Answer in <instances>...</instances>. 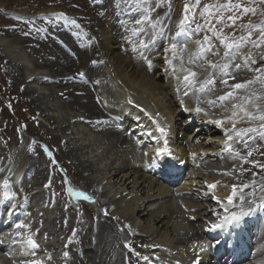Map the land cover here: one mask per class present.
I'll list each match as a JSON object with an SVG mask.
<instances>
[{"label":"bare ground","instance_id":"1","mask_svg":"<svg viewBox=\"0 0 264 264\" xmlns=\"http://www.w3.org/2000/svg\"><path fill=\"white\" fill-rule=\"evenodd\" d=\"M131 2L132 7L143 11L145 7L151 9L153 5V2L149 0L147 4L140 3L138 0H131ZM173 2L174 5H177H175L176 9L171 21L169 22L168 16L163 13L160 19L161 23H158L155 30L152 29L153 32L158 34L162 28H165V36L170 37L174 34L176 30L174 24L181 18L184 0H173ZM38 22L36 20V27L39 30V26L42 27V25ZM82 22L79 21V25L74 27L71 25L73 23L66 25L63 31L71 32L69 36L61 35L60 30H56L55 33V28L49 35L48 39L50 40H44V45L41 44V49L37 50L41 63L36 59L32 62L30 57L28 58L25 53H22V48L2 39L4 35L8 34L6 30L1 29L0 25V52L3 55L1 58L3 62L8 61V64L11 65L6 67L1 63L0 66L3 67L5 73L14 78V82L17 84L15 92L24 95L21 99L24 98L22 102L28 107H26L27 111L34 112L35 115L48 120L45 121L48 123V128L45 127V130H42L40 125H36L34 129L36 136L49 142L51 153L56 162L62 166L65 172L75 176L72 178L73 180L77 178L76 182L93 194L99 208L97 210L80 206L79 210H75L74 213L76 221L71 219L73 215L65 221V216L71 213L73 208L69 205V200L61 195L63 187L60 185L61 180L49 167V164L46 166V162L43 173L35 172L33 184L25 183L24 191L28 192L27 188L30 184L32 186L41 184L40 186L43 187V182L41 183L37 178L42 175L45 178V184L50 185L49 187L53 189L52 192L55 193L54 200L51 199L52 193L49 190H42L38 192V195L29 199L30 204H24L17 208L19 211L18 220L13 222L11 215L3 218L5 219L3 222L0 216V263L13 264L12 261H9L11 258H8L7 252L22 240L20 236L24 235L27 227L24 225L17 229L16 224L20 219L21 221L24 219L30 227L41 220L44 221V227L40 234L44 231L48 232V235L46 234L47 238L43 242L49 241L50 237L56 234L57 250L63 249L64 245L69 243V251L73 258L70 264H147L124 247L126 241H130L132 247L141 255H150V259L153 257L152 264H192L197 255L200 257V264H228L229 262L230 264H264V238L257 242V250L253 251L252 248L253 252H248L251 245L245 239L247 234H251V225L248 222L250 220L246 221L244 227L243 225L241 227L226 225L222 231H210L204 227L198 230L186 222V214L189 215L190 220H194L202 215L210 214L209 210L215 209V207H217L215 210L223 213L216 201L204 196L202 201L212 200L215 205H200L199 202L195 204V199L186 193L190 191L189 188L183 186L171 190L160 180L154 179L155 177L165 179L168 182L166 185H169L175 184V180L181 176L194 178L199 176L203 179L204 184L208 183V177L205 178L203 173L208 174L211 169L203 167L197 162L199 158L193 157L199 152L197 150L199 146L197 135L194 133L187 135L189 128L186 129L184 125L177 123L183 115L187 114L193 118L194 122H199L202 130L210 126L217 129L224 139L226 130L231 127L230 124H225L223 127L218 126L211 122L215 117L196 114L191 110L195 107L194 100L184 97L182 91H178V88L183 86L182 74L177 70V74L181 75V80H178L171 74L172 65L166 62L164 49L168 47V41L158 39L155 47L150 45L148 49H145L141 42L149 43L153 34H148L146 30H143V25H137L138 28L133 32L129 31V25L124 26L120 36L117 34L112 36L101 28L95 29L89 23L93 30L90 31L94 44L89 50L88 48L83 50L81 45H85L89 38L81 36L82 38L75 39L72 36L79 33L78 29L84 31V28L81 27L83 26ZM29 26L27 27L29 28ZM96 26L98 25L95 24ZM166 26H171L172 31L168 32ZM50 31L52 29L47 32ZM34 36H36L35 39L41 41V37L36 34ZM217 44L219 45V42ZM85 46L87 47V45ZM65 48L69 50V53H72V56L74 53L76 60L68 59L69 56L66 55ZM161 48L163 49L162 55L158 58L152 57L156 50ZM116 50L118 52H115ZM168 58H170V54ZM93 61L96 63L93 64ZM78 68L83 70L81 72L86 73L84 78L78 76V73H81ZM240 75H249L252 79L255 73L241 72ZM70 77L72 79H69ZM95 80H99L100 83H94ZM49 81H54L56 87L49 86L51 85ZM83 82H87L88 85L82 84ZM42 85L43 88H41ZM257 85H253V89L258 93L264 92V86ZM59 87V92L64 94L66 100L62 102L63 104H53L58 97L55 91ZM216 88L217 91L214 95L224 93L221 86H216ZM95 99L99 101L98 105L94 103ZM181 100H184L183 105L180 103ZM66 106L74 108L76 113L64 116L54 115L56 111L62 110ZM185 109L190 110L185 111ZM13 110L15 114L19 112L17 108ZM212 111L217 115H230L229 112H222V109L219 108L212 109ZM154 120L165 128L164 139L168 140V147L173 153L172 157L159 168L151 166V158L156 148L163 146V140L161 139L158 143L146 135L148 131H152L153 135L160 137V133L156 131V124L153 123ZM84 121L88 128L87 131L74 132L71 129L76 123H84ZM6 122L4 123L3 119L0 121V139L8 140L5 145L0 143V177L3 175L8 178L11 187L17 188L18 184L14 181V174L20 170L21 162H24V166L33 169L40 163V159L37 149L32 145L29 147L32 157L24 156L25 144H21L14 133L7 131L10 122L8 120ZM249 126L247 123L237 125L238 128ZM252 126H255V122ZM123 128H129V131L123 130ZM135 130L136 132L133 133ZM59 134L62 138L58 136ZM135 137L142 140L144 144L140 145ZM101 144H107L109 151L113 154L105 157L96 154L97 147ZM260 144L264 145V139L260 141ZM4 146L10 148L16 146V149L7 154L3 151ZM221 150H224L223 144H221ZM145 152L148 155H145ZM262 153H264L263 150L254 151L249 160L264 164V154ZM236 160L235 167L232 166L233 161L229 164L227 173L238 172L241 177H247L248 181L252 180V172L258 173L257 178L264 177V170L254 167L251 163H242L239 159ZM41 161L44 162V158ZM171 161H176L179 167H171ZM241 167L249 169V171L243 172L241 175ZM25 175L27 178L29 173ZM237 177L232 174H224V179L231 183L238 185L246 183L240 181L241 177L239 179ZM3 178H0V181ZM26 178L23 181L26 182ZM213 191L219 195L222 194L224 198L230 194L231 188L220 184ZM180 194H185L186 197L184 195L180 197ZM168 198H171L173 203L167 206ZM175 199H177V203L174 202ZM6 208V205H0V211ZM140 209L146 211L153 209V211L148 213L149 224L143 228H136L137 214ZM231 211L239 210L232 208ZM181 212H183L182 221L179 225H174L173 221ZM255 214H260V212L257 211ZM28 218L29 220H27ZM7 220L11 223L6 225ZM125 225H130V229L124 228ZM8 226H10L9 229H7ZM225 230H228L227 235H225ZM232 233H234L233 236ZM77 236L81 237V241L79 240L80 249L88 247L87 249L91 248L94 251L90 254H82V258L74 255L73 249H79L73 242ZM229 237L234 243L228 248L226 246L224 249H219L213 246L216 244L213 242L207 251H201V243L210 241L212 238H217L216 240L223 243L227 238L229 240ZM250 242L252 241L250 240ZM138 245H159V247H146L139 251ZM226 245L228 244L226 243ZM44 249H47L46 252L52 255L50 259L52 264L65 263L64 256L55 254V246L48 243ZM44 249L39 246L36 251L41 254L44 253ZM230 257L232 258L228 262L227 258ZM29 260L44 262V260L32 256Z\"/></svg>","mask_w":264,"mask_h":264},{"label":"rangeland","instance_id":"2","mask_svg":"<svg viewBox=\"0 0 264 264\" xmlns=\"http://www.w3.org/2000/svg\"><path fill=\"white\" fill-rule=\"evenodd\" d=\"M149 1L153 2V5L151 6V9H150L151 10L150 15H151V19L153 22L160 21L163 13H165V16L167 15V16L172 17V15L174 14L175 9H176L175 5H177V4L174 5L173 0H160L159 6H157L158 0H149ZM169 2L171 4V10H169ZM204 2H211V0H204ZM220 2H224V0H220ZM244 3H245V6L256 7L258 9V14L255 16H253L251 14L246 15L243 17L242 21L237 22L238 24L239 23L247 24V23H249V21H251L253 24H260V23L264 22V14H260V13H264V10H263L264 4H260L259 2H257L256 4L253 5V4H249L248 0H244ZM54 13L55 14H61L62 13L64 15L62 17H58V16L53 15ZM143 15H144L143 10L138 9L136 7H132L131 0H89V1H87V0H85V1H83V0H3V1H0V25H1V29L6 30L7 34H8V35H4L2 37V39H5L10 44L16 45L18 48H22L21 51H22V53H25V56H28V58L30 57L32 62L36 59L39 61V63H41L42 61L38 57L39 56L38 55V51H39L38 49H41L40 46L44 45V40H46V39L50 40V39H48L49 35L52 34V32L55 28L56 29L54 30V32L56 30H60L59 33L61 35L65 36V34H67V36H69L71 34V32L66 31V30L63 31V29L66 27V25L73 23V21H75V23L71 24L74 27L77 24L79 25V21L80 22L83 21L82 22L83 26H81V27L84 28V31L78 29L79 31L77 30V32H79V33H75L72 36H74L75 39L76 38L79 39L81 36H87L89 38V41L85 43V45H87V47L85 45H81L82 48L81 47H79V48H81L83 50L88 48V50H89L94 44L93 39H91V37H92L91 31H93L90 28L91 26H93L95 29H98V30H99V28H101V29L107 31L108 33H110L112 36H114L115 34L120 36L121 29L124 26L129 25V31L133 32L134 30H136L138 27H137V24L135 23V21L137 19L141 18ZM36 20L39 21L38 23H40L42 25V27L39 26V28H40L39 30L36 27ZM89 23L91 24V26ZM30 24H31V26H29ZM95 24H97L98 26L95 27ZM142 25H143V30H146L148 34L149 33L153 34L151 24H142ZM157 25H159V24H157ZM27 26H29V28ZM57 28H59V29H57ZM51 29H52V31L47 32ZM224 31H225V33H230L233 31V29L225 28ZM29 32H31V33H29ZM34 34L41 37L42 38L41 41L35 39L36 36H34ZM235 34L237 36H239L243 33L241 32V30L239 28H236ZM258 35H259V33H255L253 35L252 39H256V37ZM75 36H78V37H75ZM57 37H58V35H57ZM64 51L66 52V55L69 56L68 57L69 60H70V58H71V60L72 59L76 60V56H74V53L72 56V53H69L68 52L69 50L67 48H65ZM115 52H118V50H116ZM162 53H163V49L161 48L159 50H156V52L154 53V55H152V57L158 58L159 56L162 55ZM0 55H1L0 56V64L1 63L5 64L6 67L11 66L10 64H8V61H4V62L2 61L3 59L1 57H3V55L1 54V52H0ZM74 57H75V59H74ZM258 64H264V62L258 61ZM90 67L94 68L93 66H90ZM78 71L81 72L83 70L81 68L80 69L78 68ZM157 71H160V70H157ZM44 72H47V71L44 70ZM245 80H250V76L249 75H244V76L240 75V76H238L237 80H229V84L237 83V82H243ZM49 83L51 84L49 86L53 85L56 87V84L54 81H51V82L49 81ZM82 84H85L86 86L88 85L87 82H83ZM16 85L17 84L14 82V78H11L10 75L5 73L3 70V67L0 66V121H2V119H3L4 123H7L6 122L7 120L10 122V124H8L7 131H11L12 133H14L18 137L19 142L21 144L22 143L25 144V147H26V149L24 150L25 151V155H24L25 157H29V158L32 157V156H30L31 150L29 148L31 145L37 149V154H38V158L40 159V161H39L40 163H38L32 169V167L30 168V167L24 166L23 165L24 162H21L22 164H20V165H22V166H21L20 170L16 174H14V181L16 184H18V187L17 188L11 187L12 190L14 192H16V194H17L16 199L14 201H12L11 203L6 202L3 204V205H6V207L8 209L7 208L3 209V211H2L3 213L0 211L2 216H4V217L9 216L8 213L11 210L13 213L11 216V218H13V222H14V220H18L19 218H18L17 214L19 211L17 208L21 205H24V204L25 205H28V203L30 204L29 199L38 195V192H40L42 190H49L52 193L51 199L54 200L55 193L52 192L53 189H51V187H45V185H48V184H45L46 181L42 175L37 176V178L40 179L41 183L43 182V187L40 186L41 184L40 185H33V186L30 184V185H28V188H27L28 192L25 193V191H24L25 183L28 182V183L33 184L35 172L43 173L42 172L43 168L45 169L47 164H49V167L52 168L53 172L56 175H58L59 180H61L60 185L63 186L61 189V191H62L61 195H64L67 198V200H69V205L73 208L72 212L69 213L67 216H65V221H67L73 215L72 216L73 218H71V219L75 222L76 219L74 218V213H75V210H77V211L79 210L80 206H83L84 208H94V209L98 210L99 208L97 206V202H96V199L93 196V194H91L88 190H86V188H84L81 184L77 183L76 182L77 178L73 180L72 178L73 177L75 178V176L72 173L65 172L64 169L62 168V166L56 162L53 155H51V157H50L45 152L43 146H47L48 151L51 152L49 142H46L45 139L38 138L35 134L34 129L36 128V125H40L41 129L45 130V127L48 128V123L45 121H48V120H45L44 118L39 117V115H37V114L35 115L34 112H28L27 111L28 107L26 105H23V102H22V100L24 98L21 99L24 95L18 94L15 92V89H16L15 86ZM39 85H41V84H39ZM216 86H221L222 90L224 92L229 90L226 86L221 85L219 82H217ZM257 86L261 87L262 85L258 84ZM41 88H43V85L41 86ZM59 90H60V87L58 90L56 89V91H55L58 94V97L56 98V100L54 101L53 104H56V103L57 104H63L62 102H65V100H66V97L63 96L64 94H61L59 92ZM94 103L96 105H98L99 101L97 99H95ZM14 108H17V111H19V112H16V114H15V112H13ZM74 113H76L74 108L72 109V108L66 106L64 109L56 111L54 113V115L55 116H64L67 114L72 115ZM177 123H181V125H184V127H186V129L189 128L187 135L193 134V133H194V135H197V139L199 140V146H198L197 150L199 152H197V154L193 157L195 159L199 158V159H197V162L199 164H202L203 167H208L209 169H211V171L209 172L210 174L209 173L205 174L206 172L203 173L206 176L205 178L208 177V183L204 184L203 179L199 176H196L195 178L191 177V176L190 177L181 176V177H179V179L175 180V184H169V185H166L168 182L165 179H162V178L158 179L157 177H155L154 179L160 180L162 183H164V185L166 187L171 188V190H176V189H179L183 186H185L187 189L189 188L190 191H188L186 193L191 198L195 199V201H194L195 204H196V202H199L200 205H203V204L206 206L215 205L212 202V200H207V201L201 200V199H203L204 196H205V198L206 197L211 198L212 195H215L218 198H223L222 194L219 195V193L214 192L213 190L209 191L207 188V185L215 183V182H219L217 184V186L221 184L223 186H228L231 188V185L234 183H231L229 180L224 179V174L227 173V171H229V170H227L228 169L227 167L230 166L229 164L233 161L232 166H234L235 163L237 162V160L230 157L227 153L224 152V150L223 151L221 150V144H223V142L225 141L226 138L224 139L223 135L220 132H218L217 129H214L213 127L210 126V127H206L205 129L202 130V127L199 124V122H196V121L194 122L193 118L189 117V115H187V114L183 115L178 120ZM45 125H47V126H45ZM71 129L74 132H82V131L84 132V131H87L88 128H87L86 123L84 121V123H76V125H73ZM123 130L129 131V128H126V129L123 128ZM135 132H136V130L133 133H135ZM58 136L60 138H62L61 134H59ZM261 140L262 139L259 137L256 138V143H257V145H259V148L257 151H260V150L264 151V149H263L264 145L260 144ZM7 141H8L7 139H3V138L0 139V143L2 145H5L7 143ZM34 141H35V143H33ZM136 141L138 143H140V145L144 144L142 142V140H140L138 138H136ZM241 148H243L244 151L241 150ZM3 149H4L3 151L5 153L10 154V152L12 153L13 150L16 149V146L15 147L13 146L11 148L4 146ZM97 149L98 150H97L96 154L103 156V157H105L107 155L110 156L113 154V152L109 151L107 144H101V146L99 145V147H97ZM238 150H241V151H243V153H246V149L244 148L243 144L239 145ZM149 151L151 152V150H149ZM42 158H44V160H45L44 162L41 161ZM53 161H55V163H53ZM45 163H46V166H45ZM171 167L178 168L179 164L176 161H171ZM26 173H29V175L27 176V178L29 177L28 179L26 178V175H25ZM231 174L234 176L241 177L238 174V172L231 171ZM3 177L4 176L2 175L0 178H3ZM25 178H26V182L23 181V179H25ZM65 180L69 181L70 186L73 187L74 189L88 193L90 196L93 197V200L95 202H89V201L83 200L82 198L76 199V198L69 196L68 193L66 192V188L69 186V184H65L64 183ZM240 181L241 182H243V181L247 182L248 180H247V177H241ZM183 195L186 197L185 194H180V197L181 196L183 197ZM25 198L27 201L26 203H25ZM174 202L177 203L178 202L177 199H175ZM12 203L17 205V207L15 209L11 208ZM172 203H173V200L171 198H168L167 199V206L172 204ZM215 209H217V207H215ZM152 211H153V209H151L149 211L140 209V211H138V214H137L138 222H137L135 227L136 228L137 227L143 228V227L147 226V224H149L148 213H151ZM259 212H260V214L254 213L253 215H251V216L249 215L248 217L244 216L239 223L229 224V225H234L235 227H241L242 225L244 227V226H246V221L250 220L248 222H249V225H251V234L250 233H249V235L247 234V237L245 239L248 242V244L251 245L250 246L251 248H249V251H248L250 253L255 251V249L256 250L258 249L257 248V242H259L260 240H262L264 238V217H263L264 212H262V211H259ZM182 213L183 212H181V214H179L175 218L176 220L173 221L174 225H179V223L182 221V219H183ZM213 217H215V216L208 214V215H202L200 218L190 220L189 215L186 214L185 219H186V222H188L190 225L195 226L199 230V229H201V227L209 229L210 228L209 221L212 220L213 222H215L217 219L216 217L215 218H213ZM3 220H5V219H2V221ZM27 220H29V218ZM17 222H18L17 224L22 223L23 225H26V227H27V228H25V232H24L25 236L24 235L21 236L24 238V242H28V239L31 238L36 242L37 245L43 247V249L45 248L46 244L50 243L53 246H55V254H61V257L64 256L66 258V261L63 264H70L71 263L70 261L73 258H72V253H70V251H69V249H70L69 243L68 244L66 243L64 245L63 249L57 250L56 249V246H57L56 241L57 240L55 239L56 234H54L53 237L51 236L49 241L43 242L47 238L46 234L48 235V232H44V231H42V233L40 234V231L44 227V221L41 220L39 223H37L33 227H30L28 225V223L25 222L24 219H22V221L20 219V221H17ZM153 224H155V223L153 222ZM10 226H8L7 229H9ZM227 231L225 232V235L228 234ZM233 234L234 233H232V236H233ZM80 238H81L80 236H77V238L73 239V242L76 243L77 246L79 247V249L78 248L73 249V252L75 251L73 254L78 256L79 258H82L83 255H85L87 253H89V254L92 253L94 251V249L93 250L91 248L87 249L88 247L80 249L81 248L79 246L80 241H81ZM217 238H212L210 241H205L204 243H201V249L206 250L208 247L213 245V242L217 241L216 240ZM226 240H227V242H226ZM226 240L223 243H221V241H219V244H214V245L216 247H218L219 249H224V247L227 246V248H228L231 244L234 243V241L230 240V237H229V240H228V238ZM250 240L252 242H250ZM225 242L228 245H226ZM30 247H31V245H30ZM145 248L146 247H142L141 245H138L139 251H142ZM252 248L254 249L253 251H251ZM36 249H32V247H31L29 250V255H31L34 258L44 260V262L42 261V264H52L50 262L52 255H50L46 252L47 249L46 250L44 249L43 250L44 253H41V254L37 253ZM33 252H35L34 255H33ZM65 253H68V255L65 256ZM49 257H51V258H49ZM231 258L232 257H230L229 259L227 258V261L229 262ZM152 259H153V257H152ZM263 260H264V257H263ZM29 262H31L29 259L25 260V263L29 264ZM228 264H230V262Z\"/></svg>","mask_w":264,"mask_h":264},{"label":"snow or ice","instance_id":"3","mask_svg":"<svg viewBox=\"0 0 264 264\" xmlns=\"http://www.w3.org/2000/svg\"><path fill=\"white\" fill-rule=\"evenodd\" d=\"M138 2L147 4L148 0H138ZM159 2L160 0H158L157 6H159ZM257 2L264 4V0H248V3L253 5ZM169 10H171L170 2ZM150 11L148 7H145L144 15L135 23L137 25L151 24L152 29L155 30L157 24L161 22H153ZM249 14L257 15L258 9L254 6H245L244 0H224V2H220V0H211V2L184 0L181 18L174 24L176 29L174 34L170 37L165 36V28H162L158 34L153 32L149 43L141 42V44L145 49H148L150 45L155 47L158 39L168 41V47L164 49L166 62L172 65L171 74L178 80H181V75L177 74V70L182 74L183 86L178 88V91H182L184 97L194 100L195 107L191 110L196 114L215 117L211 122L218 126L223 127L225 124H230L231 127L226 130V139L223 142L224 152L233 159H239L242 163H251L254 167L264 170V164L249 160L254 151L259 148L256 138L264 139V92L258 93L252 87L256 84L264 86V64H258V61L264 62V22L260 24H253L251 21L247 24L237 23ZM53 15L62 17L64 14L54 13ZM168 20L171 21L170 16H168ZM225 28L233 29V31L225 33ZM236 28H239L243 34L237 36ZM166 30L171 32L172 27L166 26ZM255 33H259V35L256 39H252ZM221 50H223L222 54ZM169 54L170 58H168ZM92 63L95 64L96 61ZM148 63L150 67V61ZM241 72H252L255 75L250 80L229 84V80H237ZM78 76L84 78L86 73H78ZM217 82L229 90L222 95H214L217 91ZM94 83L99 84L100 81L95 80ZM180 103L183 105L184 100H181ZM217 108L222 109V112H229L230 115H217L212 111ZM189 110L185 109V111ZM254 122L255 126H252ZM153 123L156 124V131L160 133V137L153 135L152 131H148L146 135L158 143L161 139L163 140V146L157 147L151 158V166L159 168L172 157L173 153L168 147V140L164 139L165 128L155 120ZM239 123H247L250 126L238 128ZM240 144L244 145L246 154L238 150ZM43 147L51 157L52 153L48 151L47 146ZM145 155L148 153L145 152ZM246 171L249 169L240 168L241 175ZM225 174L231 175V173ZM257 177L258 173L252 172V180L240 185L232 184L230 194L223 199L212 195L211 198L216 201L223 213L215 209L209 210L210 214L217 218L215 222L209 221L210 231H222L226 225L239 223L244 216L252 215L257 211L264 212V177ZM64 183L69 184L66 188L69 196L95 202L88 193L71 187L69 181L65 180ZM218 183L207 185L208 190L215 189ZM45 187H49V185H45ZM246 189L248 191H245ZM16 196L8 178L0 181V205L6 202L11 203L16 199ZM16 207L17 205L14 203L11 204L12 209ZM232 208L239 211H231ZM8 214L11 216L13 213L10 210ZM22 227H24L23 224H16L17 229ZM124 228L130 229V225H125ZM28 244L32 249L39 247L31 238L28 239ZM216 244H219L218 240ZM141 246L159 247V245ZM124 247L140 260L152 264V259L136 251L130 241H126ZM203 250L201 249V251ZM34 254L35 252H33ZM67 255L68 253H65V256ZM29 264H42V262L33 260ZM192 264H200L199 255Z\"/></svg>","mask_w":264,"mask_h":264}]
</instances>
